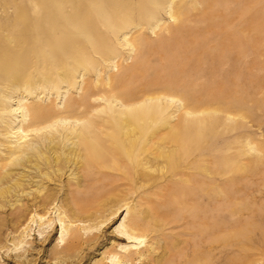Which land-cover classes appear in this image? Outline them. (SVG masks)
Returning <instances> with one entry per match:
<instances>
[{
    "label": "rangeland",
    "instance_id": "obj_1",
    "mask_svg": "<svg viewBox=\"0 0 264 264\" xmlns=\"http://www.w3.org/2000/svg\"><path fill=\"white\" fill-rule=\"evenodd\" d=\"M49 34L83 48L84 67L54 89L0 84V158L86 123L109 134L78 194L66 198L72 167L42 185L58 199L41 220L3 203L0 264H120L151 246L160 264H264V0H0L1 46L26 42L35 62L45 49L32 42ZM22 99L64 109L46 122L66 123L22 134ZM131 112L155 140L141 132L129 157L114 117ZM138 257L121 264H149Z\"/></svg>",
    "mask_w": 264,
    "mask_h": 264
},
{
    "label": "bare ground",
    "instance_id": "obj_2",
    "mask_svg": "<svg viewBox=\"0 0 264 264\" xmlns=\"http://www.w3.org/2000/svg\"><path fill=\"white\" fill-rule=\"evenodd\" d=\"M60 42L61 45H58V41L53 38L51 34L41 40L32 42L34 49L38 47H43L45 49V54H39L35 62L32 60V58H36L37 55L33 57L32 53H34V51L30 50V47L28 48L26 46V42L24 43L26 48L23 51L19 50V48H16V46H10L8 44H5V46L0 45V84H2L3 87H6V91H13V93L19 89L23 90V92H30V89H34L35 87H39L40 85L46 86V88L49 89H54L55 87L57 88L58 85H63V83L69 84V79L75 77L73 76V74L79 68L84 67L83 61L85 59L86 52H84L83 48L78 49L77 53H75L76 51L74 52V50L72 51L70 40L67 38H61ZM34 67H41L39 68L41 70L39 71L38 69L32 73V71L30 70ZM6 95V97L9 99L13 98L12 94L7 93ZM6 109H8L7 104L6 106L2 105L1 110ZM17 110L22 111L23 119L20 122L19 127V131H23L22 134L25 132L32 133L41 132L42 130H48V128L57 126V124L64 125L67 121V117H60L56 120H52V122L48 121L47 123V118H49L52 114H64V109L57 110L49 106L44 108L36 104L28 105L23 103V99L18 104ZM148 112L150 113L149 110ZM144 116L145 113L143 114L142 112H131V114L128 115L125 119L114 117V120L120 126V130L122 128V124H125L129 128L127 131H121L120 133V139H122V142L125 143L123 145H126L125 151L128 156L134 147H138V138L141 132H143V134L146 132L143 128L138 127L139 122H142V118ZM95 126V124L93 125L91 123H86L85 125L80 127V129H78L76 134H74L73 132L71 134H65L64 136H61L59 134L58 136L52 135L39 138V140L44 139V141L38 146L33 147L28 145L27 147H25L19 145L14 149H10V152L6 153V159L3 160V158H0V212L3 209L4 202L9 204L8 207H10L11 210H14V208L18 209L20 207V209H18V213L21 214V216L24 215L23 217H25V215H31L33 213V208L35 207L36 210L34 211L35 214L32 218V221L36 215L41 220L43 216H46L45 214L50 211L51 205H53L54 202L58 199V197H56L57 194L47 190L46 188H43L42 185L45 182L51 181L53 178H60L61 176H64L65 174H67L65 171L69 167H72V174L69 178L71 179L70 181L75 185H71H74L72 188V192L66 195V198L78 194L79 191H81L86 180L85 172L94 167L95 164H97L99 157H102L100 156L103 154L101 153L103 152L101 150L103 149L102 146L104 143L102 142V140L105 138V136H107V134H109L106 131L101 130L100 133L99 130H96L98 133L97 134L94 131ZM7 127L8 130H10L12 126L7 124ZM22 134L19 135L18 140L27 137V135ZM147 134L148 142L152 143L155 140L154 133ZM64 142H71V144L66 148V144L63 147ZM114 144L115 143H113V145ZM27 169L29 171H36L37 176H34L32 178L31 175L25 173V170ZM36 178H39L37 183L40 184L35 190L36 192L25 193V186L33 184ZM23 198H27L29 200L32 198L33 199L30 200V204H23ZM68 199L70 200V198ZM62 202L63 199H60L58 202L61 203L59 205V210H63L65 208ZM38 209H40L41 214L39 213ZM65 211H63L64 214ZM16 219L18 220V218ZM83 229L86 230L87 228L84 227ZM77 233V230H70L69 237H72L73 239L77 238ZM121 233L129 240L133 239L138 241L139 245L143 243L142 238L138 235L139 232L137 233V228L134 225L125 224L124 231ZM118 238L119 240H124V238L122 237ZM161 245L165 246L164 244ZM151 248V253L149 255H145L146 253L141 250L135 251L134 253L128 252V254L123 255L122 258L119 259V263H123V260L126 258L132 261L133 254H138V259L142 260V263L148 261L149 264H160L158 258L155 257L156 259H158L157 261L154 260L155 258L152 259V254L154 251L152 252ZM158 253L156 254V256L159 255ZM163 255H159L161 259ZM113 257H117V255Z\"/></svg>",
    "mask_w": 264,
    "mask_h": 264
}]
</instances>
